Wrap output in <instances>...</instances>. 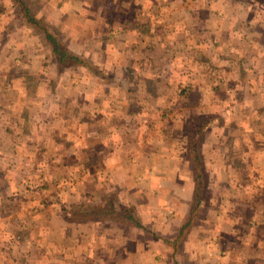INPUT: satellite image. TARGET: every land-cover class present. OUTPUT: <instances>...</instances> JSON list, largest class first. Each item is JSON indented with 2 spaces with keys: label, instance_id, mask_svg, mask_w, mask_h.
<instances>
[{
  "label": "crops",
  "instance_id": "obj_1",
  "mask_svg": "<svg viewBox=\"0 0 264 264\" xmlns=\"http://www.w3.org/2000/svg\"><path fill=\"white\" fill-rule=\"evenodd\" d=\"M36 3L92 70L61 65L39 35L37 45L12 14L0 15V264L165 257L162 237L192 206L182 136L199 117L209 122V196L183 251L200 264H264V4ZM112 192L148 233L67 216Z\"/></svg>",
  "mask_w": 264,
  "mask_h": 264
},
{
  "label": "trees",
  "instance_id": "obj_2",
  "mask_svg": "<svg viewBox=\"0 0 264 264\" xmlns=\"http://www.w3.org/2000/svg\"><path fill=\"white\" fill-rule=\"evenodd\" d=\"M254 1L264 4V0ZM13 2L16 6V16L21 19L25 26L37 33L44 44L51 47L52 54L61 65L71 63L86 69L92 68V63L88 58L84 55L74 54L68 49V46L59 38L58 30L55 27L37 17L38 7L35 2L31 3L30 0H13ZM187 122L182 139L185 141L184 157L192 164L191 168L194 172L195 185L192 206L178 230L168 237H162L164 244L173 250L171 257L175 259L176 264H179L177 257L183 254L184 241L199 217L198 214L202 209L203 202L207 200V195L209 196L210 185L202 154V145L209 122L201 117L192 118ZM67 216L69 219L72 218L79 222L111 221L123 226L139 228L148 233V229L139 219L136 209L120 198L116 192L106 194L100 202L72 205L69 207Z\"/></svg>",
  "mask_w": 264,
  "mask_h": 264
},
{
  "label": "rangeland",
  "instance_id": "obj_3",
  "mask_svg": "<svg viewBox=\"0 0 264 264\" xmlns=\"http://www.w3.org/2000/svg\"><path fill=\"white\" fill-rule=\"evenodd\" d=\"M30 2L31 3L32 2H35V4L37 5V3H36L37 0H30ZM11 4H12V6L9 4V0H0V15H6V13L9 12L10 14H12V16H14V19L12 21L13 22V28H16V26H22L23 23H22L21 19L19 17H17L16 14H15V7L16 6H15V4L13 5L12 2H11ZM256 9H258V8L256 7ZM177 21L180 22L179 20H177ZM178 22L176 24H178ZM23 26H25V25H23ZM26 29L32 32V34L30 33V36L28 38L30 39L31 37H33L30 40H32V41L34 40L36 42V40H37L36 37L38 36V34L35 33L33 30H31L30 28H28L27 26H26ZM23 30H24V28H23ZM23 30H20L19 29V30H17V32L18 33H21ZM9 33H10V31H9ZM67 41H69V39H67ZM36 44H37V42H36ZM89 73L90 72H88V73L86 72V74H89ZM90 75H91V73H90ZM180 147H182V146H180ZM146 237L151 238L152 236H146ZM164 245H165V248L166 249L170 250V252H168V253L166 252L165 254H167V255L165 257H161V255H159V256H157V258H154L153 260L150 257V259H151L152 262L147 261L146 264H149V262L151 264H176L175 259L171 257V254L173 253V250L171 249V247L166 246V244H164ZM177 260L179 261V264H200L198 262H195L196 260L194 261L193 256H191L190 253L188 254L185 251H183V254L181 256H178L177 257ZM247 264H252V262L251 263L248 262Z\"/></svg>",
  "mask_w": 264,
  "mask_h": 264
}]
</instances>
